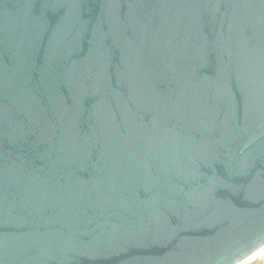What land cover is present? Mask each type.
Returning a JSON list of instances; mask_svg holds the SVG:
<instances>
[{
    "label": "water",
    "instance_id": "95a60500",
    "mask_svg": "<svg viewBox=\"0 0 264 264\" xmlns=\"http://www.w3.org/2000/svg\"><path fill=\"white\" fill-rule=\"evenodd\" d=\"M263 248L264 0H0V264Z\"/></svg>",
    "mask_w": 264,
    "mask_h": 264
},
{
    "label": "bare ground",
    "instance_id": "6f19581e",
    "mask_svg": "<svg viewBox=\"0 0 264 264\" xmlns=\"http://www.w3.org/2000/svg\"><path fill=\"white\" fill-rule=\"evenodd\" d=\"M264 258V248L261 249L259 252L254 254L251 258L241 264H252L256 261L262 260Z\"/></svg>",
    "mask_w": 264,
    "mask_h": 264
},
{
    "label": "rangeland",
    "instance_id": "374dc122",
    "mask_svg": "<svg viewBox=\"0 0 264 264\" xmlns=\"http://www.w3.org/2000/svg\"><path fill=\"white\" fill-rule=\"evenodd\" d=\"M252 264H264V258L262 260H259V261L254 262Z\"/></svg>",
    "mask_w": 264,
    "mask_h": 264
}]
</instances>
